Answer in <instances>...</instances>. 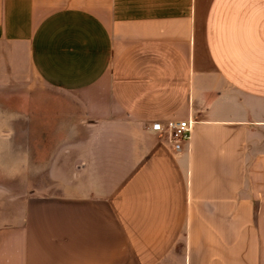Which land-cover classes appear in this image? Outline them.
Here are the masks:
<instances>
[{
    "label": "crops",
    "instance_id": "crops-1",
    "mask_svg": "<svg viewBox=\"0 0 264 264\" xmlns=\"http://www.w3.org/2000/svg\"><path fill=\"white\" fill-rule=\"evenodd\" d=\"M0 264H264V0H0Z\"/></svg>",
    "mask_w": 264,
    "mask_h": 264
},
{
    "label": "built area",
    "instance_id": "built-area-1",
    "mask_svg": "<svg viewBox=\"0 0 264 264\" xmlns=\"http://www.w3.org/2000/svg\"><path fill=\"white\" fill-rule=\"evenodd\" d=\"M192 122L189 120H170L163 125L155 122L151 125V130L165 134L166 138L173 144L175 150H180L182 144L189 139Z\"/></svg>",
    "mask_w": 264,
    "mask_h": 264
}]
</instances>
